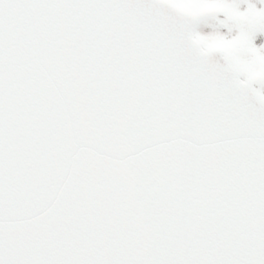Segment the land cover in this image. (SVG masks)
<instances>
[{"label": "snow or ice", "instance_id": "1", "mask_svg": "<svg viewBox=\"0 0 264 264\" xmlns=\"http://www.w3.org/2000/svg\"><path fill=\"white\" fill-rule=\"evenodd\" d=\"M257 34L236 0H0V264H264Z\"/></svg>", "mask_w": 264, "mask_h": 264}, {"label": "rangeland", "instance_id": "2", "mask_svg": "<svg viewBox=\"0 0 264 264\" xmlns=\"http://www.w3.org/2000/svg\"><path fill=\"white\" fill-rule=\"evenodd\" d=\"M237 3H239V5H240V10H243L247 6L245 1H240V2H237ZM221 18H222V14H221ZM222 31H226V30L222 29ZM262 40H264V36H262L260 34H257L256 37L253 40V43L256 44V45H259Z\"/></svg>", "mask_w": 264, "mask_h": 264}, {"label": "flooded vegetation", "instance_id": "3", "mask_svg": "<svg viewBox=\"0 0 264 264\" xmlns=\"http://www.w3.org/2000/svg\"><path fill=\"white\" fill-rule=\"evenodd\" d=\"M245 1L247 3H255L257 4V8L262 7L264 5L261 4L260 0H236V2Z\"/></svg>", "mask_w": 264, "mask_h": 264}]
</instances>
